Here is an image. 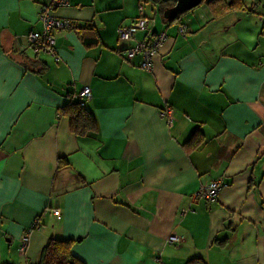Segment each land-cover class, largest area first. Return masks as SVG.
Instances as JSON below:
<instances>
[{"label": "crops", "instance_id": "crops-1", "mask_svg": "<svg viewBox=\"0 0 264 264\" xmlns=\"http://www.w3.org/2000/svg\"><path fill=\"white\" fill-rule=\"evenodd\" d=\"M50 1L0 0V264H39L51 240L83 264H264V0L172 23L150 6L152 72L120 53L139 0L55 8L76 25L55 56L26 42ZM86 86L94 129L76 135L63 110ZM214 181L215 202L192 199Z\"/></svg>", "mask_w": 264, "mask_h": 264}, {"label": "built area", "instance_id": "built-area-1", "mask_svg": "<svg viewBox=\"0 0 264 264\" xmlns=\"http://www.w3.org/2000/svg\"><path fill=\"white\" fill-rule=\"evenodd\" d=\"M68 0H51L48 4H45L41 11L40 21L43 24V31L31 32L26 37L28 47H33L37 52L54 54L55 48V33L62 30H76V25L67 20H59L51 16V12L58 7L66 6ZM151 19L145 14L144 7L139 6L138 16L132 20L127 26H122L118 30V40L124 45V48L120 52L124 60L128 61L136 56H141V68L146 72H152L153 61L159 55L162 50L167 36L165 33L155 34L149 41L136 42V36L138 33L144 31L147 33L151 32ZM179 32L185 36L188 33L187 24H181L179 26ZM91 98V89L86 86L77 95V102L79 107L85 108L86 102ZM160 116L167 121L168 125H172L174 121L173 111L171 108H166L160 112ZM222 182L214 181L208 184L206 187L201 188L197 191L192 199L194 201L204 200L208 203L215 202L222 190ZM59 211H55L54 215H58ZM26 239L22 250L25 248ZM176 238H170L169 242H175Z\"/></svg>", "mask_w": 264, "mask_h": 264}, {"label": "trees", "instance_id": "trees-1", "mask_svg": "<svg viewBox=\"0 0 264 264\" xmlns=\"http://www.w3.org/2000/svg\"><path fill=\"white\" fill-rule=\"evenodd\" d=\"M212 6L219 4L223 5V11L236 10L242 7L241 0H203ZM177 0H139V4L142 6H152L153 9L158 11L162 16L164 13L173 9L177 5ZM151 19V18H150ZM179 18H176L177 21ZM168 23L169 21L164 18ZM64 112L69 111L71 130L76 135H83L94 129V119L91 117L84 108L79 107L78 102L76 104L68 105ZM74 241H61L51 240L44 248L42 257L39 264H83L80 260L74 257L71 253L72 245ZM187 264H206L202 259L195 258L188 261Z\"/></svg>", "mask_w": 264, "mask_h": 264}, {"label": "water", "instance_id": "water-1", "mask_svg": "<svg viewBox=\"0 0 264 264\" xmlns=\"http://www.w3.org/2000/svg\"><path fill=\"white\" fill-rule=\"evenodd\" d=\"M177 5L173 9H169L164 13V17L169 21H174L183 13L199 6L203 0H177Z\"/></svg>", "mask_w": 264, "mask_h": 264}, {"label": "rangeland", "instance_id": "rangeland-1", "mask_svg": "<svg viewBox=\"0 0 264 264\" xmlns=\"http://www.w3.org/2000/svg\"><path fill=\"white\" fill-rule=\"evenodd\" d=\"M146 7V11L145 13L147 14L148 17L150 18H153L152 14H151V7L148 5V6H145ZM156 20H160L159 18H157Z\"/></svg>", "mask_w": 264, "mask_h": 264}]
</instances>
